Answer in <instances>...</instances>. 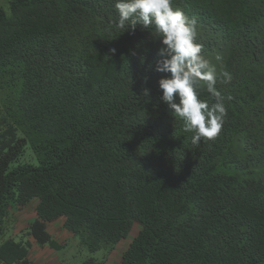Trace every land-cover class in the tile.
I'll list each match as a JSON object with an SVG mask.
<instances>
[{"label":"trees","instance_id":"obj_1","mask_svg":"<svg viewBox=\"0 0 264 264\" xmlns=\"http://www.w3.org/2000/svg\"><path fill=\"white\" fill-rule=\"evenodd\" d=\"M7 2L0 264H34L33 244L45 264H264V0H174L232 76L222 130L198 146L160 100L153 28L116 30L115 0ZM74 238L78 263L57 255Z\"/></svg>","mask_w":264,"mask_h":264},{"label":"clouds","instance_id":"obj_2","mask_svg":"<svg viewBox=\"0 0 264 264\" xmlns=\"http://www.w3.org/2000/svg\"><path fill=\"white\" fill-rule=\"evenodd\" d=\"M114 7L118 12L114 27L121 33L134 31L138 24L144 29H154L162 45L155 70L166 74L158 80L160 100L167 104L174 117L183 121V130L193 133L192 145L214 140L227 116L224 97L216 84L218 79L228 83L232 76L227 71L218 73L204 55V45L198 42L196 19L174 6V0H115ZM200 82L206 83L214 103L201 98ZM142 92L148 97L150 90L144 88Z\"/></svg>","mask_w":264,"mask_h":264},{"label":"rangeland","instance_id":"obj_3","mask_svg":"<svg viewBox=\"0 0 264 264\" xmlns=\"http://www.w3.org/2000/svg\"><path fill=\"white\" fill-rule=\"evenodd\" d=\"M2 7H4L5 10L8 11V2L7 0H3V2L0 4ZM135 233V227L133 228V231L130 232L129 237L132 236ZM14 239H18L16 235H13L12 232L10 231L9 233ZM65 236V235H64ZM128 237V238H129ZM127 239V238H126ZM127 241V240H126ZM125 242V241H124ZM77 240L74 238L71 240L70 244L65 246L62 249H59L57 251V255L60 257H63V260H69L72 263H78L81 261L84 257H86L87 253L84 251L82 253H78L77 247H76ZM122 244L119 243V247H121ZM97 258H101L103 253L102 251H96L93 254ZM107 264H118V253H113L109 257V262Z\"/></svg>","mask_w":264,"mask_h":264},{"label":"crops","instance_id":"obj_4","mask_svg":"<svg viewBox=\"0 0 264 264\" xmlns=\"http://www.w3.org/2000/svg\"><path fill=\"white\" fill-rule=\"evenodd\" d=\"M34 206H35V202L33 201L31 203V206L28 207L29 209H27V211L26 209H22L17 212V215L20 217V221L23 224L24 222L34 217L33 214ZM51 256L53 257V253L48 248H46L45 246L39 247L33 244L30 250L29 259L34 264H45L48 260H50Z\"/></svg>","mask_w":264,"mask_h":264}]
</instances>
